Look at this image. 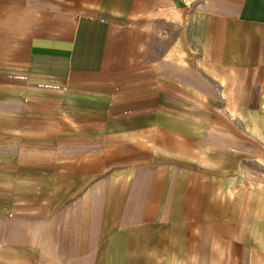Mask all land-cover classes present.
I'll list each match as a JSON object with an SVG mask.
<instances>
[{"label": "crops", "instance_id": "1", "mask_svg": "<svg viewBox=\"0 0 264 264\" xmlns=\"http://www.w3.org/2000/svg\"><path fill=\"white\" fill-rule=\"evenodd\" d=\"M0 264H264V0H0Z\"/></svg>", "mask_w": 264, "mask_h": 264}]
</instances>
